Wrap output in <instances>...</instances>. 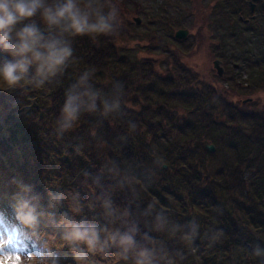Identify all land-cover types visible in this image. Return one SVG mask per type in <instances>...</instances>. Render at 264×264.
Here are the masks:
<instances>
[{
    "label": "trees",
    "instance_id": "1",
    "mask_svg": "<svg viewBox=\"0 0 264 264\" xmlns=\"http://www.w3.org/2000/svg\"><path fill=\"white\" fill-rule=\"evenodd\" d=\"M102 3L105 12L110 6L117 7L116 30L128 32L129 26H121L125 18L118 2L104 0ZM174 33L169 27L165 40L160 42L165 41L169 47L173 43L169 37ZM114 34H100L94 38L87 35L84 45L73 47L75 59L64 74L45 81L42 87L25 83L23 88L10 90L0 85L2 172L11 179L21 176L23 182L19 185L37 183L34 190L47 201V206H41L42 211L46 214L53 211L59 220H64L61 214L66 213L67 221H72L63 206L64 201L71 200L79 209L76 213L73 211L77 217L75 221L95 224L98 228L107 225L121 231L135 224L139 228L137 241L155 252L158 264H264V172L257 169L262 162L259 158L264 159L263 105L254 110L239 109L236 102L228 101V90L220 84L199 82L189 67H184L189 71L188 83L170 82L151 67L145 73L143 69L146 68L139 64V59L127 58L119 51L123 41L128 39L127 34L119 38ZM171 54L177 64L182 63L178 60V52ZM6 56L7 53L0 51V57ZM86 71L91 90L100 93L96 110L82 111L74 128L57 133L56 120L67 99L66 91L77 84ZM246 82L247 86L253 84L255 90L264 89V70ZM82 90L83 85L77 89ZM187 90L193 91L191 96L187 95L190 102L179 103L197 112L201 121H205L203 113L211 115L207 127L201 126L208 131V141L217 151L224 146V130L220 129L225 123L220 119L224 105H233L241 117L251 120L252 132L247 136L237 126L228 130L231 133L226 135H230L229 146L233 144L240 157L232 174L223 179L214 177L199 163L197 176L190 180V175L186 174L183 186L176 187L175 184L171 186L175 170H185L190 165L187 171H193L194 165L185 164L187 159L181 153L177 157L180 161L175 158L173 162L154 155L153 144L146 141L153 140L157 131L152 128L160 120H145V112L148 103L150 107L159 106L164 98L175 94L185 98L183 92ZM146 93L157 97V102L152 103L154 100L149 97L143 99ZM104 100L112 106L107 114L104 113ZM204 101L217 106L216 116L207 106L201 105ZM162 110L167 115L168 105ZM152 117L156 118L155 114ZM170 129L183 132L185 128L175 124ZM152 131L156 134H150ZM242 138H247L249 143H240ZM170 142L171 139L165 141ZM141 143L144 150H139ZM206 145L204 142L209 157L205 158L212 160L216 155ZM191 155L187 153L188 158ZM162 171L163 178L158 183L152 181L155 173ZM13 187L10 196L18 193L17 186ZM0 189L6 193L3 185ZM0 195V213H6L9 220H13L12 203L9 205V200ZM51 201L59 205L52 206ZM106 201H111L107 207ZM149 204L153 207L149 208ZM125 211L128 216L124 215ZM46 214L42 216L43 222ZM41 227L44 231L49 225ZM257 246L261 249L259 256L254 253ZM119 264H131V259L121 260Z\"/></svg>",
    "mask_w": 264,
    "mask_h": 264
},
{
    "label": "rangeland",
    "instance_id": "2",
    "mask_svg": "<svg viewBox=\"0 0 264 264\" xmlns=\"http://www.w3.org/2000/svg\"><path fill=\"white\" fill-rule=\"evenodd\" d=\"M103 1L104 0H102V2ZM113 1L114 0H108V2ZM115 1H117L122 8V13L125 18V21L120 25H124L125 28L129 26L127 27L129 29L128 32L125 31V33L122 30H116L114 34L118 38L125 34L128 36L127 41H123V45L119 48V51L120 53L123 52L127 58L139 59V64L143 68H146L143 69V72H148V68L151 67L154 69L155 73L169 78L170 82L173 81V83L176 84L181 80L183 83H188L189 71L188 69H184V67H189V70H191L195 76L197 75L199 82L220 84L222 88L228 90V101L236 102L235 105L239 109L243 107L245 110H254L255 107L258 108V106L261 105H263L262 108H264V89L257 88V90H255L253 84L252 86H247L248 82H246L254 77V75L256 77V73L263 72L264 70V37H262V31L264 30V14H262V17L257 16L258 22L253 23L252 26H254V29L251 30L239 17L241 13L234 15L232 12L233 8H241L242 11H249V0H236L234 3H222V5L221 2L224 0H221V2L220 0ZM235 5L237 6L235 7ZM258 7L261 6L259 5L257 8ZM221 8H226V14L220 12ZM135 18H139L141 23L137 24ZM176 23H178V26ZM169 27L174 30L178 28H188L189 37L184 40H177L179 42H173L168 47L165 41H160L165 40ZM122 29L124 30V28ZM85 38H87V35L72 37V43H75L73 47L79 44L80 46L84 45ZM170 39L172 40L171 37H169V40ZM190 47L193 49H190ZM121 48L123 49L121 50ZM75 51L78 55L77 50ZM175 51L178 52V60L182 62L181 64H177L175 57L171 54ZM218 59L219 61H228L226 65L220 62V67L226 69L225 74L223 73L224 76L223 79H221L222 81L219 79L222 75L219 74L214 64ZM252 80L253 79H251L250 83H252ZM240 81L243 83L242 85H240ZM162 85L166 86L165 84ZM183 93L186 96H191L193 91L187 90ZM143 96V99L149 97L154 100L152 103L157 102V97H152V94L146 93L143 94ZM189 96L184 98L179 94H175L169 96V98H164V101L159 106L155 105L150 107L148 103L146 107L147 112H145V120H160L159 123L152 128V130L156 129L157 134L152 131L150 134L155 133L156 135L152 136L153 140L150 143L146 141L147 144H153L154 155L156 157L158 156L161 160L170 159L169 161L173 162L181 153V155L187 159L185 164L191 162L194 165L195 170L193 171H187L190 165H187V167L184 168L185 170H175V178L171 186L175 184L176 187H179V185L183 186L182 180L186 174H188V177L190 175V180L193 179V176H197L198 172L196 171V166L199 163L204 165L205 169L214 177L223 179L224 176L232 174L234 168H237L236 165L238 164L237 162H239L237 160L240 157L238 154L239 150H236L233 144L229 146V136L231 133L228 130L232 129L230 128L232 126H237L247 136L252 132L251 120L241 117L238 114L239 110L233 105H228V107H224V105L221 110L222 115L220 114V119L225 123L220 129L224 130V140L222 142L225 148L224 146H222V148L218 147L217 151L215 147L213 152L216 157L212 158V160L205 158L209 157L204 150V142H207L205 147L208 148V145H210L208 141L209 134L207 135L208 131L205 127L201 126V124L207 127V121L210 120L211 115L203 113L205 121H201V119L198 118L197 112L189 111V108L184 105L190 102L187 100L190 98ZM164 105H168L169 108V112L166 111L167 115L162 110ZM201 105H205L208 107L207 109L213 111V116L218 114V112H215L217 110L215 104L205 102ZM153 114H155L156 118L152 117ZM236 117H241L242 119H236ZM175 124L183 126V128H185L184 130L182 129L183 132H179L177 129H170L172 126L175 127ZM260 130V133H262V128H260ZM228 134L230 135L226 136ZM262 135H264V132ZM210 137L213 138V134L210 135ZM168 139H171L169 144L165 143ZM240 143L248 144L249 142L247 138H242ZM262 143L264 145V140H262ZM140 146L142 147L139 148V150H144L143 143H141ZM145 146L147 145L145 144ZM187 153H192V157L188 158ZM5 158L6 156L3 157V163H5ZM259 159L262 160V162L257 169L264 172V159ZM243 170H245V168L242 169V171ZM248 173L249 171L246 172L245 175L247 176ZM162 174L165 175L163 171L155 173L152 181L158 183L163 178ZM12 175L14 176L13 172ZM20 177L21 176H16V178L14 177V179H11L9 175L2 172V168H0V185L4 186L6 192L4 193V191L0 189V193L3 194L4 200H9V205H11V203L14 204L13 200H16L15 198L17 197L27 199L30 206L35 209L34 215L36 216V223L32 227H28L24 230L25 227L23 225L17 226L13 220H0V233L4 234L3 238L8 241V238L11 236L14 238V243L18 240L17 235L22 232V242L20 246L29 245L32 246V250H34L36 247H44L50 244L49 247L54 256L48 258L49 264L54 258L58 259L59 264H78L74 259L76 253L71 250L73 248L72 246L77 247V251H79L81 247H85L86 249V246H82L78 243L69 244L61 238L63 236L62 228L57 227L61 225L62 220H59L60 217L57 218L53 211H51L50 214L43 212L41 206H47V201L44 197L40 196L41 194L38 191L34 190V186L37 183H35L34 186L25 185L26 187L22 184L19 185L20 182H23ZM13 186H17V191L20 195L16 193L10 196L9 192L13 190ZM259 186L258 190L260 191L262 188L261 185ZM51 203L52 206L53 204L59 205L58 202L55 203L51 201L50 204ZM63 206L65 209L67 208L66 212L71 215L72 221L75 220L77 217L73 214V211L76 213L75 209L78 208L76 203L72 204L71 200H67L64 201ZM45 214L47 219L43 222L42 216H45ZM61 216L64 215L61 214ZM7 217L9 218V215H7ZM45 224L49 225V227L43 231L41 226ZM103 235L102 233L101 240L104 239ZM43 239L45 243H42ZM4 242L5 241L0 240V243ZM17 245L19 244L17 243L13 247H8V250L13 253H23L25 250H31L28 247L17 249ZM53 248H57L59 252L56 253ZM116 251V248H112L106 258H101L99 255L93 256L91 253L87 255L89 260L95 261V264H119L121 260H117L115 256ZM67 254H71L72 257ZM17 259H20V264H29L24 255H21V257ZM2 264H10V262L7 258H3Z\"/></svg>",
    "mask_w": 264,
    "mask_h": 264
},
{
    "label": "clouds",
    "instance_id": "3",
    "mask_svg": "<svg viewBox=\"0 0 264 264\" xmlns=\"http://www.w3.org/2000/svg\"><path fill=\"white\" fill-rule=\"evenodd\" d=\"M118 18L117 7L110 6L105 12L102 0H0V51L8 54L0 57V85H6L10 90L23 88L25 83L35 88L44 86L45 81H50L57 74L63 75L75 59L72 37L89 35L94 38L100 34H114L117 27L114 22ZM87 81L86 71L79 77L78 83L66 91L67 99L56 120L59 125L57 133L74 128L82 111L96 110L100 93L92 91ZM81 85L83 90L77 91ZM103 103L104 113L107 114L112 106L107 100ZM15 199L17 202L11 205L15 223L25 228L32 227L36 223L35 209L27 199ZM110 204L111 201L105 202L106 207ZM152 207L149 204V208ZM107 215L112 217L111 212ZM124 215L129 213L125 211ZM0 220L7 221V215L0 213ZM157 220H160L159 216ZM65 221L66 213L61 225L57 226L62 228L61 238L69 244L86 246L79 251L75 247L71 249L76 253L74 259L78 264H95V261L89 260L88 253L106 258L112 248L117 249L115 256L118 261L128 262L131 259V264H158L155 252L137 241L139 228L135 224L121 231L120 228L110 229L107 225L98 228L85 221ZM144 238L147 239V236ZM0 240L5 241L0 243V264L3 258H7L10 264H20L17 258L21 255L29 264H49L48 258L54 256L47 245L13 253L8 250V241L4 238ZM254 253L261 255V249L257 246ZM50 264H59V261L54 258Z\"/></svg>",
    "mask_w": 264,
    "mask_h": 264
},
{
    "label": "flooded vegetation",
    "instance_id": "4",
    "mask_svg": "<svg viewBox=\"0 0 264 264\" xmlns=\"http://www.w3.org/2000/svg\"><path fill=\"white\" fill-rule=\"evenodd\" d=\"M234 1H236V0H224L223 2H221V0H220L221 5H222V3L223 4H226V3H234ZM249 2H250V5H249L250 6V10L249 11H242L241 8L240 9L239 8L238 9L233 8V11L232 12H233L234 15L235 14L238 15L239 13H241L239 17L241 18V20H243V22L247 25V27L252 30V29H254V26H252L253 23H257L258 22L257 16H261L262 17V14H264V0H249ZM259 5L261 7H258L257 8V6H259ZM236 6L237 5H235V7ZM224 9L226 10V8H221L220 12L226 14V11ZM179 29H183V28H178L177 30H175L174 36H171L173 42H179V41H176V40H184L185 38H188L189 37V32H188V34H187V36L185 38H183V39H176L177 38L176 37V32ZM185 29H187L189 31L188 28H185ZM262 37H264V30L262 31ZM220 62L226 65V62H228V61L227 60H220ZM225 72H226V69H223V73L224 74H225ZM224 74H222V77L224 76Z\"/></svg>",
    "mask_w": 264,
    "mask_h": 264
},
{
    "label": "water",
    "instance_id": "5",
    "mask_svg": "<svg viewBox=\"0 0 264 264\" xmlns=\"http://www.w3.org/2000/svg\"><path fill=\"white\" fill-rule=\"evenodd\" d=\"M135 19H136L137 24H140V23H141V20H140L139 18H135ZM188 32H189V31H188L187 29H179V30L176 32V37H177L178 39H183V38H185V37L187 36ZM215 66H216V68L218 69L219 74L222 75V74H223V69L220 67V61H219V60H216V61H215ZM208 148H209L210 150H212V151L215 150V147H214V145H212V144L208 145Z\"/></svg>",
    "mask_w": 264,
    "mask_h": 264
},
{
    "label": "snow or ice",
    "instance_id": "6",
    "mask_svg": "<svg viewBox=\"0 0 264 264\" xmlns=\"http://www.w3.org/2000/svg\"><path fill=\"white\" fill-rule=\"evenodd\" d=\"M3 236H4V234H3V233H0V238H3ZM13 239H14V238L11 237V236L8 238V244H9V245H11V244L13 243Z\"/></svg>",
    "mask_w": 264,
    "mask_h": 264
}]
</instances>
